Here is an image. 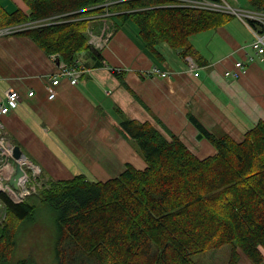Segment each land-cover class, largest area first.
<instances>
[{"label":"trees","instance_id":"16d2710c","mask_svg":"<svg viewBox=\"0 0 264 264\" xmlns=\"http://www.w3.org/2000/svg\"><path fill=\"white\" fill-rule=\"evenodd\" d=\"M24 1L26 13L8 11L0 3V30L28 37L68 66H77V55L91 48L87 30L105 35L108 27L116 28L114 18L121 23L131 20L158 60L161 43L182 56L195 57L191 36L234 17L251 31L259 23L229 11L198 8L186 0ZM244 1L245 6L234 8L264 13V0ZM44 20L47 23H40ZM190 118L215 148L214 155L199 158L178 136L169 133L168 139L150 122L122 119V134L145 168L127 164L106 180L83 174L51 179L37 195L21 202L0 192V264H36L30 258L11 262L17 221L32 218L37 209L33 199L55 213L57 264H194L193 255L232 243L239 247V255L261 264L264 121L237 141ZM239 255L233 248L228 264H236Z\"/></svg>","mask_w":264,"mask_h":264},{"label":"crops","instance_id":"0c3cea01","mask_svg":"<svg viewBox=\"0 0 264 264\" xmlns=\"http://www.w3.org/2000/svg\"><path fill=\"white\" fill-rule=\"evenodd\" d=\"M0 3L8 11L28 9L24 0ZM111 22L116 28L108 27L110 36L102 48L91 46L77 55L76 84L61 77L51 99L46 85L59 70L57 57L45 54L28 37L0 34V103L8 89L20 95L18 105L0 117L3 130L47 180L77 174L106 180L127 164L145 168L122 134V119L150 122L168 139L169 133L178 136L199 158L216 150L203 134L198 138L190 117L206 130L218 128L237 141L264 121V54H255L253 33L238 17L191 36L195 57L159 44L161 60L144 46L138 29L129 30L118 18ZM187 57L196 63L197 75L189 72ZM237 60L245 70L237 77L226 76ZM153 67L169 74H155ZM261 253L264 264V248ZM237 264L253 263L241 253Z\"/></svg>","mask_w":264,"mask_h":264},{"label":"built area","instance_id":"2783aa9c","mask_svg":"<svg viewBox=\"0 0 264 264\" xmlns=\"http://www.w3.org/2000/svg\"><path fill=\"white\" fill-rule=\"evenodd\" d=\"M191 5L198 8L204 9H214L229 11L239 15L242 18H249L258 21V26L252 28L253 40L250 43L251 48L255 51V54L260 57L264 54V13L245 11L238 8H234L229 4L213 3L207 0H186ZM40 23H47V20L41 21ZM37 23V24H40ZM12 29L0 30V34H10ZM88 37V42L94 48H102L108 41L110 33L101 35L92 29H88L86 32ZM253 57L249 56L252 60ZM189 72H193V75H197L198 72H194L197 68L196 63L192 58L187 57ZM59 70L51 75L50 82L46 85V92L49 99L54 98L56 95V86L58 85L61 77L67 78L71 84H76L77 76L79 75L78 66L75 65H65L63 62H59ZM245 70V64L242 61H235L233 64V69L225 71L226 76L237 77ZM152 72L158 74L162 77L167 76L169 73L167 71H162L157 67L152 68ZM28 96L33 95V91L27 93ZM5 102L0 103V117L9 113V111L16 107L20 101L19 93L14 89H8L5 91ZM20 165L23 173L17 179L18 189H14L8 182L10 177L15 172V165ZM40 176V168L29 160L25 155H21L19 158H14L13 156V144L10 138L7 136L3 130V125L0 120V192L5 193L12 201L21 202L29 197L31 192L32 184L36 181L37 177ZM2 204L0 202V209Z\"/></svg>","mask_w":264,"mask_h":264},{"label":"rangeland","instance_id":"374dc122","mask_svg":"<svg viewBox=\"0 0 264 264\" xmlns=\"http://www.w3.org/2000/svg\"><path fill=\"white\" fill-rule=\"evenodd\" d=\"M227 2L233 7L246 5L244 0H227ZM233 22H237V20L235 19ZM124 24L129 30L137 29L131 20L124 21ZM47 181L41 175L40 168V176L32 184L29 197L37 195L39 191L44 189L47 186ZM33 202L37 205V209L32 218L17 221L16 245L11 255V262L16 263L19 260L30 258L36 264H57L55 248L58 230L55 213L49 206L40 203L38 199H33ZM233 248L237 249L239 255V247H235L232 243L195 254L192 256V261L194 264H228Z\"/></svg>","mask_w":264,"mask_h":264},{"label":"water","instance_id":"95a60500","mask_svg":"<svg viewBox=\"0 0 264 264\" xmlns=\"http://www.w3.org/2000/svg\"><path fill=\"white\" fill-rule=\"evenodd\" d=\"M202 137V134L200 133L198 135V138ZM22 151L19 148V146H14L13 147V156L14 158H19L22 155ZM23 171L20 167V165L16 164L15 166V172L14 174L10 177V179L8 180L9 184L14 188L17 189V179L20 175H22Z\"/></svg>","mask_w":264,"mask_h":264}]
</instances>
